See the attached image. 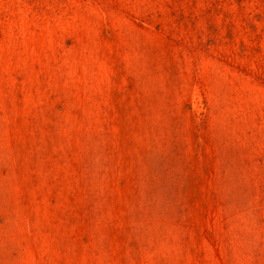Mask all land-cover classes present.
Here are the masks:
<instances>
[{
  "label": "rangeland",
  "instance_id": "1",
  "mask_svg": "<svg viewBox=\"0 0 264 264\" xmlns=\"http://www.w3.org/2000/svg\"><path fill=\"white\" fill-rule=\"evenodd\" d=\"M0 264H264V0H0Z\"/></svg>",
  "mask_w": 264,
  "mask_h": 264
}]
</instances>
